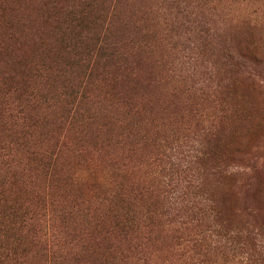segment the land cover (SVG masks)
I'll return each instance as SVG.
<instances>
[{"label": "rangeland", "instance_id": "obj_1", "mask_svg": "<svg viewBox=\"0 0 264 264\" xmlns=\"http://www.w3.org/2000/svg\"><path fill=\"white\" fill-rule=\"evenodd\" d=\"M263 2L0 0V169L19 170L0 177V251L30 247L40 157L64 138L92 153L61 171L89 169L84 189L60 182L53 195L76 264L116 262L178 143L198 155L196 191L264 232ZM117 184L130 195L106 199Z\"/></svg>", "mask_w": 264, "mask_h": 264}, {"label": "trees", "instance_id": "obj_2", "mask_svg": "<svg viewBox=\"0 0 264 264\" xmlns=\"http://www.w3.org/2000/svg\"><path fill=\"white\" fill-rule=\"evenodd\" d=\"M16 117L19 121L26 118L24 113ZM66 140L64 138L61 144L55 140L51 143L48 154L43 152L40 157L46 163L45 183L40 188V193L33 195L34 199L38 198L37 204L40 206L34 210L28 205L23 218L24 226L28 223L29 231L35 230L33 234L29 233V241H26L30 247H23L19 251L14 248L0 251V264H76L79 261L77 256L82 251L70 245L66 237L61 235L60 219L66 208H55L53 195L55 187L59 191L60 182L85 187L92 175L89 169L87 172L76 170L69 176L61 174V171L64 165L68 166L67 162L84 163L92 153L84 152L76 146V142L66 144ZM173 147L174 150L168 157L170 161L162 160L161 163L166 179L160 183L161 200L152 203L157 207L152 206L150 217L148 213L135 226H129L131 230L128 229L123 239L121 238L117 259L114 257L116 262L108 260L106 264H264V232L257 227L249 229L238 226V215L225 196L219 195L215 200H210L212 197H207L205 191H196V178H186L188 172L193 174L191 165L196 163L198 155L186 152L185 144L178 143ZM199 152L202 154V151ZM174 156L176 158L173 159ZM189 156L192 157L191 161L186 159ZM96 166L93 162L92 169ZM3 168L0 169V177L19 171L15 170L17 167L13 164ZM112 184L116 183L111 182L110 185ZM118 187L120 190H117ZM109 190L115 192L105 198L112 200V196L115 201L123 200L125 192L128 193L122 184ZM263 226L264 221L261 224ZM56 231L59 232L58 235Z\"/></svg>", "mask_w": 264, "mask_h": 264}]
</instances>
